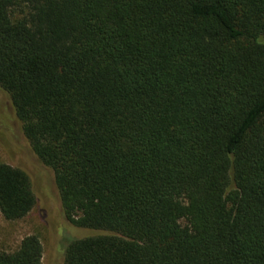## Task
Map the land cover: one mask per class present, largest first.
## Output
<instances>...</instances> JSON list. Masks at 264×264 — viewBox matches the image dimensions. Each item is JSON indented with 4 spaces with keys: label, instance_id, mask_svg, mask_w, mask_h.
Returning <instances> with one entry per match:
<instances>
[{
    "label": "trees",
    "instance_id": "1",
    "mask_svg": "<svg viewBox=\"0 0 264 264\" xmlns=\"http://www.w3.org/2000/svg\"><path fill=\"white\" fill-rule=\"evenodd\" d=\"M0 87V214L64 264H264V0H0Z\"/></svg>",
    "mask_w": 264,
    "mask_h": 264
},
{
    "label": "rangeland",
    "instance_id": "2",
    "mask_svg": "<svg viewBox=\"0 0 264 264\" xmlns=\"http://www.w3.org/2000/svg\"><path fill=\"white\" fill-rule=\"evenodd\" d=\"M20 136L21 123L16 117L10 96L0 87V162L11 163L7 155L9 148L19 153H28V147ZM89 233L46 223L37 207L24 218L15 221H6L0 214V251L15 250L24 236L36 234L42 245V264H64L63 248L68 238Z\"/></svg>",
    "mask_w": 264,
    "mask_h": 264
}]
</instances>
